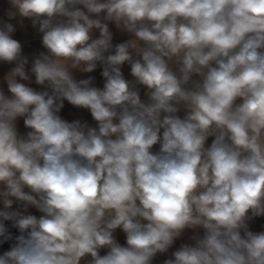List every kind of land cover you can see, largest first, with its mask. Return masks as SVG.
Returning <instances> with one entry per match:
<instances>
[{
    "label": "clouds",
    "instance_id": "clouds-1",
    "mask_svg": "<svg viewBox=\"0 0 264 264\" xmlns=\"http://www.w3.org/2000/svg\"><path fill=\"white\" fill-rule=\"evenodd\" d=\"M0 264H264V0H0Z\"/></svg>",
    "mask_w": 264,
    "mask_h": 264
}]
</instances>
